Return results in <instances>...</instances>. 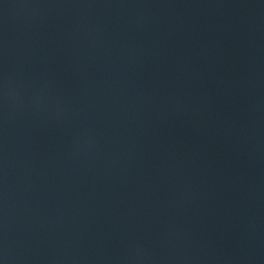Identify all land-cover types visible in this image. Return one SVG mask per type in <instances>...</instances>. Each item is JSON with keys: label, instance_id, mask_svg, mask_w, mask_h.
<instances>
[{"label": "water", "instance_id": "water-1", "mask_svg": "<svg viewBox=\"0 0 264 264\" xmlns=\"http://www.w3.org/2000/svg\"><path fill=\"white\" fill-rule=\"evenodd\" d=\"M0 264H264V0H0Z\"/></svg>", "mask_w": 264, "mask_h": 264}]
</instances>
